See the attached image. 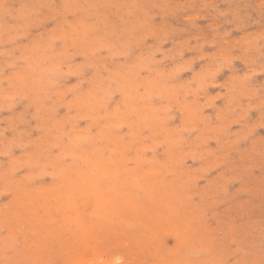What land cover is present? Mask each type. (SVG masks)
Returning <instances> with one entry per match:
<instances>
[{"label": "rangeland", "instance_id": "374dc122", "mask_svg": "<svg viewBox=\"0 0 264 264\" xmlns=\"http://www.w3.org/2000/svg\"><path fill=\"white\" fill-rule=\"evenodd\" d=\"M164 263L264 264V0H0V264Z\"/></svg>", "mask_w": 264, "mask_h": 264}, {"label": "bare ground", "instance_id": "6f19581e", "mask_svg": "<svg viewBox=\"0 0 264 264\" xmlns=\"http://www.w3.org/2000/svg\"><path fill=\"white\" fill-rule=\"evenodd\" d=\"M150 126H151V125H150ZM148 127H149V126H148ZM87 137H88V136H87ZM79 139H80V138H79ZM85 139H87V138H85ZM89 139H90V137H89ZM77 140H78V139H77ZM79 141H80V140H79ZM85 152H86V151H85ZM85 152H84V153H85ZM84 153H83V154H84ZM87 157H88V156H87ZM161 171H162V170H161ZM82 174H83V173H82ZM83 177H85V174L83 175ZM83 179H85V178H83ZM32 181H33V180H32ZM79 193H80V192H79ZM75 196H76V195H75ZM76 197H77V196H76ZM64 198H65V197H64ZM74 198H75V197H73V195H69V199H68V200H69V203H68V204H69L70 208H73V207H74V204H73V202H74ZM138 204H139V203H138ZM103 205H104V203H103V204H98V205L96 206L97 209L100 210V212H101V210H102ZM125 211H126V210H125ZM120 212H121V210H120ZM139 213H140V212H139ZM93 215H94V214H93ZM140 216H141V215H140ZM142 216H143V218L145 217L144 215H142ZM142 216H141V217H142ZM148 217H149V216H148ZM143 218H141V219H143ZM148 219H149V218H148ZM148 219L145 218V221H146V220L149 221ZM150 219H151V218H150ZM142 221L144 222V220H142ZM142 221H140V222H142ZM124 222H125V221H124ZM140 222H139V223H140ZM150 222H151V221H150ZM86 223H87V222H86ZM163 223H164V222H163ZM169 224H170V223H169ZM138 225H139V224H138ZM143 225H144V224H143ZM148 225H149V223H148ZM183 225H184V224H183ZM155 226H156V225H155ZM179 226H180V225H179ZM140 227H141V226H140ZM181 228H182V227H181ZM152 229H155V230H156L157 227H156V228L153 227ZM141 230H144V228H143V229L141 228ZM148 230L150 231L151 228H150V229L148 228ZM190 230H191V229H190ZM88 231H89V229L85 227L83 233H86V234H87ZM141 232H142V231H141ZM142 233H146L145 230H144V232H142ZM147 233H148V232H147ZM185 233H186V232H185ZM185 233H183V234H185ZM136 234H138V233L136 232ZM149 234L152 235V232L149 233ZM180 234L183 236L182 233H180ZM192 234H193V232H192ZM139 235L144 236L143 234H139ZM139 235H138V236H139ZM151 235H150V237H151ZM138 236H137V237H138ZM145 236H147V234H146ZM188 236H189V235H188ZM193 236H194V235H193ZM193 236H192V237H193ZM185 237L187 238V235H186V234H185ZM185 237H184V238H185ZM192 237H191V238H192ZM131 238H133V237H131ZM180 238H181V237H180ZM96 239H97V238H96ZM96 239H95V240H96ZM134 239H136V238H134ZM140 239H141V237H140ZM146 239L148 240V238H146ZM194 239H195V237H194ZM81 240H84V239L82 238ZM110 240H112V239H110ZM127 240H128V239H127ZM127 240H125V241H127ZM131 240L133 241V239H131ZM137 240H138V239H137ZM137 240H136V241H137ZM141 240H142V239H141ZM191 240H192V239H191ZM87 241H88V240H87ZM132 241H131V242H132ZM136 241H135V242H136ZM138 241H139V240H138ZM83 242H84V241H83ZM135 242H134V244H135ZM140 242H141V241H140ZM84 243H85V242H84ZM125 243H126V242H125ZM127 243H128V242H127ZM127 243H126L125 245H126V246H129L130 244L128 243L129 245H127ZM138 243H139V242H138ZM190 243H192V242L190 241L189 244H190ZM81 245H82V243H81ZM84 245H86V243H85ZM182 245H183V244H182ZM182 245H181V246H182ZM190 245H191V244H190ZM130 246H131V245H130ZM132 246H133V243H132ZM183 246H184V245H183ZM141 247H142V246H141ZM142 248H143V247H142ZM129 250H130V249H129ZM146 252H147V251H146ZM146 252H145V253H146ZM151 252H152V251H151ZM153 252H154V251H153ZM178 252H179V249H178ZM147 254H148V253H147ZM177 254H178V253H177ZM72 255H74V254H72ZM158 255H159V254H158ZM158 255H157V256H158ZM175 255H176V254H175ZM140 256H141V255H140ZM145 256H147V255H145ZM153 256H154V255H153ZM155 256H156V255H155ZM161 256H162V255H161ZM161 256H159V257H161ZM175 257H177V256H175ZM163 258H164V256H163ZM163 258H161V259H163ZM153 259H155V257H154ZM153 259H152V260H153ZM156 259H157V258H156ZM177 259H178V258H177ZM177 259H176V260H177ZM184 259H185V258H184ZM184 259H183V261H184ZM178 260H179V259H178ZM180 260H181V259H180ZM159 261H160V260H159ZM163 261H165V260H162V261H160V262H163ZM166 261H167V260H166ZM183 261H182V262H183ZM173 262H174V261H173ZM177 262H178V261H176V263H177ZM180 262H181V261H180ZM103 263H104V262H103ZM167 263H168V262H167ZM167 263H166V264H167ZM178 263H179V262H178ZM164 264H165V263H164ZM180 264H182V263H180Z\"/></svg>", "mask_w": 264, "mask_h": 264}]
</instances>
